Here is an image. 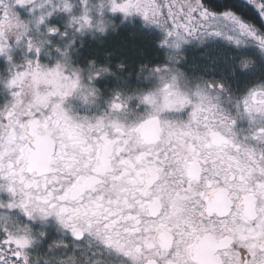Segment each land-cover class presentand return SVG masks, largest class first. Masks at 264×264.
<instances>
[{
    "label": "snow or ice",
    "instance_id": "6c2138e0",
    "mask_svg": "<svg viewBox=\"0 0 264 264\" xmlns=\"http://www.w3.org/2000/svg\"><path fill=\"white\" fill-rule=\"evenodd\" d=\"M110 14L163 33L167 61L139 76L164 82L168 102L142 116L125 104L151 95L116 94L102 115L77 121L65 99L84 87L95 96L108 69L75 67L68 49L114 28ZM60 16L63 30L52 22ZM55 37L72 39L50 66L41 57ZM217 41L231 51L198 75L180 66L185 45ZM0 56L11 73L0 106V264H264V0H0ZM181 110L187 119L160 115ZM49 220L71 240L42 251L37 225Z\"/></svg>",
    "mask_w": 264,
    "mask_h": 264
},
{
    "label": "clouds",
    "instance_id": "9594fccd",
    "mask_svg": "<svg viewBox=\"0 0 264 264\" xmlns=\"http://www.w3.org/2000/svg\"><path fill=\"white\" fill-rule=\"evenodd\" d=\"M117 29H118V26L116 25L114 28L110 27L106 33L97 32L95 35L87 34L84 36H78V37H76V42L79 39L82 43L83 38L85 36H91L93 39H97L99 37H104V36L108 35L109 31L114 32ZM57 38L60 41H66V43H64L63 46H61V44L55 43L52 50H51V54L45 55L46 57L53 59L55 61V63L57 60L61 59L58 56V54L55 52V48L60 47L62 49H65L72 39V37H69L68 40H61L60 37H57ZM160 45H161V42H160ZM75 46H76V43L71 47V49H68L70 51V55L72 57H74V54L78 51V49ZM167 50H169V49H167ZM23 55H24V53H23ZM181 55L184 56L183 52L181 53ZM185 59H186V57H185ZM185 59H184V61H185ZM55 63L52 64L51 66H55ZM44 64H48V63H44ZM73 64L75 67L82 68V69L91 68L93 65H95L97 68H107L108 72H107V74L104 75L103 78L113 77L116 79H120V73H123L127 67L126 64H124L123 62H119L116 64L115 69H113V67L110 64H98L95 59L89 60L86 67H82L79 64L74 63V60H73ZM9 68H10V65H8L5 69L0 70V87H2L10 95L9 91L5 88V81L7 79H9L11 76ZM139 73H140V69L136 74L137 80H143L145 82H148V81L142 79L139 76ZM189 75L194 76V75H198V74L193 72L192 74H189ZM87 76H88L87 71L82 73V78L84 79L85 82L87 81ZM129 76H131V73H129ZM97 81H95V84H94L95 88L97 89L95 96L89 94L88 88L84 87L82 90L81 89L74 90L73 93L70 94L65 99V101H64L65 111L68 112L69 115L72 116L73 119L79 121L80 118L85 117V116H87L91 119L92 117L102 115L103 112L108 108L109 102L113 99V97L116 94H119L121 97H123L125 101L127 100V97H129V96L141 97L143 95H151L153 97V100L151 103H149L147 105L143 104L140 99H134L133 101L127 102L125 104V107L129 108L131 106V104L135 101L137 108H139L140 106H144V111L140 113L142 116L147 115L150 112H156L158 109H162L163 106L168 102L165 99L164 92H163L164 82H162L160 80L153 81L151 86H149V87H133L130 89L129 88H115L107 96L105 95L104 90H102L100 87H98ZM46 88H47V86L45 85L44 87L41 88V91H45ZM24 93H25V97L27 99H31V96L33 94V87L31 86V84L25 86ZM85 97L87 99H85ZM76 104H79L80 108L84 109L83 113L81 111L77 110V108L75 107ZM102 104L106 105V108H101L100 106ZM97 108H100V111L98 113L96 111H93L94 109H97ZM130 109H131V107H130ZM183 111L184 110H181V112H183ZM181 112H176V113H171V114H179ZM160 115L166 116V118L173 119L175 121H179V120L183 119V118H180L176 115H170V114L166 115L164 112H160ZM49 229L55 230L57 233L60 234L59 239H53L49 242V244H55L56 241L61 240V239H65L64 238L65 235H64L63 231L60 229L59 225L54 220H49L47 222H44V223L37 225V231L35 234V239L38 241V243H43L47 239ZM39 232H44L46 235L41 237L39 235Z\"/></svg>",
    "mask_w": 264,
    "mask_h": 264
},
{
    "label": "flooded vegetation",
    "instance_id": "af4514ba",
    "mask_svg": "<svg viewBox=\"0 0 264 264\" xmlns=\"http://www.w3.org/2000/svg\"><path fill=\"white\" fill-rule=\"evenodd\" d=\"M54 19H58V17L53 18L52 22L57 24ZM144 35H147L150 37L152 40L155 39V35L160 34L163 36L162 32H143ZM160 36V37H161ZM56 43L61 44L63 46L66 41H60L57 37L53 38ZM91 37L85 36L83 38V42L78 39V43L76 42V48L78 49L77 54H79L78 58H75L74 63L79 64L82 67H86L87 63L90 59H88L87 55V49L90 50L91 46ZM107 38H100L101 42L105 41ZM100 43V42H99ZM156 45V44H155ZM156 50V58L150 63H129V62H124L122 60H117L113 61L105 58L104 62L98 63V64H110L113 69H115V66L119 62H123L126 64V69L123 73H120V79H116L113 77H106L103 79H100L97 81L98 87H100L102 90H104L105 95L107 96L113 89L115 88H133V87H149V82H145L143 80H137L136 74L139 71L141 65H148V66H155L158 64L165 63L167 61V55L169 50L164 47H159V44H157L155 47ZM220 51L223 52H230L231 49H229L223 42L217 41L215 44H210L205 47H197L195 44H188L184 46L183 49V54L186 57L185 61L181 63V67L187 71L189 74H192L193 72L199 74L202 71L203 66L208 62V58L216 57ZM155 56V57H156ZM53 61V59H52ZM55 63V61H54ZM53 63V64H54ZM129 73H131V76H129ZM210 78V76H209ZM3 103H6V101H3ZM75 107L77 110L81 111L82 113L84 112V109H81L79 104H76ZM101 108H106V105H101ZM131 110L136 113H141L144 111V106H140L137 108L136 102L134 101L131 104ZM93 111H96L97 113L100 111V108L94 109ZM187 110L183 113L179 114H170V115H176L180 118L187 119ZM60 234L57 233L55 230L49 229L48 232V237L47 239L43 242L42 246V251L46 249L47 244L53 240V239H59ZM65 240L70 241V237H64Z\"/></svg>",
    "mask_w": 264,
    "mask_h": 264
},
{
    "label": "trees",
    "instance_id": "16d2710c",
    "mask_svg": "<svg viewBox=\"0 0 264 264\" xmlns=\"http://www.w3.org/2000/svg\"><path fill=\"white\" fill-rule=\"evenodd\" d=\"M231 2L232 0H208L210 6L214 8L222 7ZM245 15L257 19L255 11L251 8L246 9ZM110 36L105 41L100 42V45L91 44L90 50H86L88 59H95L99 63L104 62L105 58L106 60L110 58L113 61L122 60L129 63H150L158 58L154 48L157 45L156 40L144 35L143 31H130L118 27V31Z\"/></svg>",
    "mask_w": 264,
    "mask_h": 264
},
{
    "label": "rangeland",
    "instance_id": "374dc122",
    "mask_svg": "<svg viewBox=\"0 0 264 264\" xmlns=\"http://www.w3.org/2000/svg\"><path fill=\"white\" fill-rule=\"evenodd\" d=\"M110 18H112L115 22V24L118 25V27H122V28H125L126 30H137V31H143V32H148V33H151V32H161L159 29L155 28V27H151V26H147L143 20L142 17H139V16H135V17H132L128 20H124L123 16L120 15V14H116L115 16H111L110 14ZM55 22H57V25L61 28V30H63L64 28V21L66 20V17L64 16H60L58 17V19H54ZM121 21H123V23H121ZM118 31V29L116 30ZM116 31H109L108 35L107 36H104V37H99L97 39H93L91 36V44L92 45H100L99 42H101L100 38H109L111 37L110 35L115 33ZM160 34H157L155 35V40H156V44H159V47L161 46L160 45V42L162 41L163 39V36H161ZM77 43H78V40H77ZM62 46V45H61ZM77 47V46H76ZM79 57V54H77V52L74 54V57H73V60H75V58H78ZM22 58H23V52L20 51V50H17L16 53H15V59H16V62H21L22 61ZM41 62L42 63H48L50 66L54 63V60L52 61V59L46 57V56H42L41 57ZM97 63H99L97 61ZM8 66V62L6 60L5 57H2L0 56V70H3L5 69L6 67ZM11 99L10 95L2 88L0 87V106H3L5 104H7L9 102V100ZM3 101H6V103H3Z\"/></svg>",
    "mask_w": 264,
    "mask_h": 264
}]
</instances>
